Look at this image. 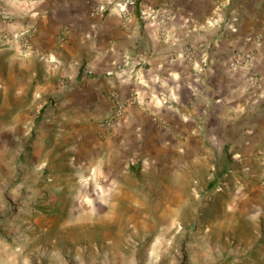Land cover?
<instances>
[{
  "label": "crops",
  "instance_id": "obj_1",
  "mask_svg": "<svg viewBox=\"0 0 264 264\" xmlns=\"http://www.w3.org/2000/svg\"><path fill=\"white\" fill-rule=\"evenodd\" d=\"M109 1L0 0V59L16 95L48 99L49 121L73 132L104 182L137 167L209 169L215 154L231 174L263 176L264 0L95 10ZM253 75L263 80L248 87ZM114 95L124 111L98 138Z\"/></svg>",
  "mask_w": 264,
  "mask_h": 264
},
{
  "label": "rangeland",
  "instance_id": "obj_2",
  "mask_svg": "<svg viewBox=\"0 0 264 264\" xmlns=\"http://www.w3.org/2000/svg\"><path fill=\"white\" fill-rule=\"evenodd\" d=\"M6 70L0 59V264H264V175L215 154L209 169L101 181L50 101L16 95Z\"/></svg>",
  "mask_w": 264,
  "mask_h": 264
},
{
  "label": "built area",
  "instance_id": "obj_3",
  "mask_svg": "<svg viewBox=\"0 0 264 264\" xmlns=\"http://www.w3.org/2000/svg\"><path fill=\"white\" fill-rule=\"evenodd\" d=\"M134 4H135V0H112V1H109L107 4H104V3L98 4L95 7V10L96 11L104 10L106 5H109L111 7L117 8L120 11V13H122V15H125L127 10L133 7ZM63 36H64V33H61L60 39H63ZM20 41H21L22 46L27 47L28 45L27 35L25 34L21 35ZM241 58L243 57L242 56L236 57L234 61L231 62V65L238 62V60H240ZM262 80L263 78L260 75L250 76L247 81V86L251 87ZM124 107H125L124 102L120 98H118L116 95H114V104H113V107L110 113L107 116L98 120L97 122V127H96L97 137L102 138L109 132L111 127L114 125V122L116 121V119H118L121 116L122 112L124 111Z\"/></svg>",
  "mask_w": 264,
  "mask_h": 264
}]
</instances>
